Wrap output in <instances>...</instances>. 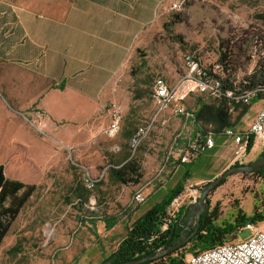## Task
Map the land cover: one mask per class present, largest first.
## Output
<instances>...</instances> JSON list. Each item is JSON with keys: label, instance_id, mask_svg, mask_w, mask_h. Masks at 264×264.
<instances>
[{"label": "rangeland", "instance_id": "obj_1", "mask_svg": "<svg viewBox=\"0 0 264 264\" xmlns=\"http://www.w3.org/2000/svg\"><path fill=\"white\" fill-rule=\"evenodd\" d=\"M176 3L180 4L177 10L173 9ZM148 42V49L131 68L134 80L141 81V89L135 85L134 99L128 109H122L121 131L115 137L106 134L110 123L94 140L64 144L46 131L38 132L37 125L27 120L24 124L31 132L15 130V137L28 139L31 148L37 139L43 141L49 161L33 196L0 246V264H100L117 250L136 220L181 181L186 168L193 178L187 180L180 196L193 191L198 201L206 184L230 167L250 164L264 153L252 161L244 155L243 164H237L236 146L231 143L225 163L220 164L219 156H207V152L177 172L182 152L187 153L185 140L192 127L171 110L161 114L151 94L155 78L175 82L185 72L187 56L208 68L224 51L234 55L235 83L240 84L258 66L253 51L264 53V0H159V25ZM200 98L207 102L213 99L195 94L186 102L187 107L196 106ZM241 110L231 109L234 120ZM247 112L236 126L239 131L247 130L252 121L254 112ZM150 122L149 131L133 150L135 131ZM219 140L221 145L228 143L221 137ZM2 144L5 146L3 140ZM127 166L142 175L139 184L127 185L114 178V168ZM87 176L97 180L93 188L87 187ZM137 191L145 196L142 204L134 200ZM192 201L184 199L182 209ZM208 201L210 211H216L213 223L221 227L234 224L239 213L247 217L264 213V176L252 172L231 175L208 195ZM112 216H116L115 225L109 228L106 219ZM254 229L264 230V222L256 223ZM249 235L243 230L228 236L227 242ZM194 246L188 243L178 255L200 251L201 247Z\"/></svg>", "mask_w": 264, "mask_h": 264}, {"label": "crops", "instance_id": "obj_2", "mask_svg": "<svg viewBox=\"0 0 264 264\" xmlns=\"http://www.w3.org/2000/svg\"><path fill=\"white\" fill-rule=\"evenodd\" d=\"M158 25L159 0H0L5 146L25 145L43 178L49 161L44 142L37 139L31 148L28 139L15 137L18 129L31 132L24 120L41 125L63 144L94 140L110 123L109 107L128 109L135 85L141 89L131 68ZM261 105L250 106L252 119ZM219 138L206 155L219 156L222 164L233 142L221 137L228 141L221 145ZM263 150L255 141L248 159L255 160Z\"/></svg>", "mask_w": 264, "mask_h": 264}, {"label": "trees", "instance_id": "obj_3", "mask_svg": "<svg viewBox=\"0 0 264 264\" xmlns=\"http://www.w3.org/2000/svg\"><path fill=\"white\" fill-rule=\"evenodd\" d=\"M231 52H222L217 63L225 67L227 88L234 92L235 97H238L239 94L253 90L263 84L264 59L260 61L253 73L245 76L240 84H236V67L232 65L234 55ZM239 108L242 109L241 114H239L237 120H234L231 109L238 111ZM249 108L250 106L236 103L235 100L223 97L211 99L210 102L200 98L195 107V130L200 133L213 132L219 135L227 128L236 127ZM6 127L7 120L0 111V246L7 236L11 225L33 196L37 188V182L41 178V170L29 157L28 148L25 145L15 142L11 147H7L2 144ZM253 145L254 138L251 137L247 146V154L251 151ZM179 165L187 166L181 162H179ZM135 174L137 175L136 177L131 176ZM253 174H262L264 176V169L253 172ZM113 176L118 182L127 185L130 183L137 185L142 178V175L137 173L135 168L128 166L123 170L114 168ZM192 178L190 168H186L181 181L168 190L160 202L156 203L136 220L117 250L103 261L116 256V262L122 263L141 259L162 249L179 245L185 238L181 235L182 230H180L178 221L185 210L182 209L179 215L167 225L165 230H162V225L167 208L182 194L185 183ZM215 216L216 211H213L211 218L208 219L202 229L196 236L193 234L191 240L185 245L143 264H180L186 257L184 254L178 255V252L184 249L188 243H193L194 247H201L200 251L195 252L199 253L229 243L227 242L228 236L243 231L247 224L255 225L256 223L264 222V213L255 212L250 217L239 213L234 224L221 227L213 223ZM115 219L116 216L106 219L109 228L115 225ZM120 224H123V220Z\"/></svg>", "mask_w": 264, "mask_h": 264}, {"label": "built area", "instance_id": "obj_4", "mask_svg": "<svg viewBox=\"0 0 264 264\" xmlns=\"http://www.w3.org/2000/svg\"><path fill=\"white\" fill-rule=\"evenodd\" d=\"M180 4L176 3L173 9H179ZM256 47V46H255ZM259 60L258 64L264 59V53L253 51L252 57ZM227 74L225 67L219 63H214L208 68L203 67L199 60L187 56L186 70L175 81L171 82L165 77L155 78L152 85V97L160 109V113L164 114L167 110H171L176 116L183 119L186 124H190L192 131L185 140V148L187 153L182 152L180 156L181 163L190 162L198 158L216 147V138L225 137L231 139L235 144L237 164H243V157L247 154V146L251 137L254 142L258 141L264 146V82L261 86L245 91L235 97L232 90L227 88ZM199 94L209 98H227L235 100L247 106H252L255 102L262 103L258 113L250 122L247 130L244 132L234 128H227L219 135L213 132L200 133L195 130V107H187L186 102L191 96ZM111 112V120L106 134L109 137H115L121 131L123 121L122 109L113 106ZM152 122L147 126L138 127L131 139V148L136 150L142 138L147 134ZM38 132L44 133L41 125L36 126ZM118 151V149H117ZM184 151V149H183ZM88 188H93L97 183L90 176L85 179ZM198 195L193 191H189L185 196H179L166 210V216L162 225V230L167 228L181 212L184 199H193L196 202ZM137 204L145 201L142 191H137L134 195ZM243 230L249 231L250 235L246 239L236 240L207 249L199 253L187 254L186 258L180 264H264V230L254 229V224H247Z\"/></svg>", "mask_w": 264, "mask_h": 264}, {"label": "water", "instance_id": "obj_5", "mask_svg": "<svg viewBox=\"0 0 264 264\" xmlns=\"http://www.w3.org/2000/svg\"><path fill=\"white\" fill-rule=\"evenodd\" d=\"M264 169V153L259 156L257 160L254 162L247 164V165H239V166H233L227 169L222 175L219 177L215 178L213 181L209 182L206 184L203 189L201 190V195L197 203L192 204L188 206L184 212L185 217L181 218L178 221V224L180 225V230H183L184 227H191L195 219L199 220L201 215L203 213H206L209 209V201H208V195L229 176L238 174V173H245V172H258ZM196 216V217H194ZM193 219V220H192ZM193 234L187 238L184 239L179 245L162 249L160 251H157L149 256H145L141 259H135V260H130L122 263H115L117 257L114 256L108 260L103 261L100 264H143L145 262H149L151 260H154L160 256H163L175 249H178L179 247L185 245L189 240H191Z\"/></svg>", "mask_w": 264, "mask_h": 264}, {"label": "flooded vegetation", "instance_id": "obj_6", "mask_svg": "<svg viewBox=\"0 0 264 264\" xmlns=\"http://www.w3.org/2000/svg\"><path fill=\"white\" fill-rule=\"evenodd\" d=\"M222 184V183H221ZM203 189V188H202ZM198 201H196L195 203H197ZM193 203V204H195ZM186 210V209H185ZM185 212V211H184ZM211 214L212 212L210 211V208L208 209V211L206 213H203L200 217L199 220H196L195 219V222L194 224L191 226V227H184L182 232H181V235L187 239L189 238L192 234H194V236L197 235V233L202 229V227L206 224V222L208 221V219L211 218ZM185 215L183 214V216L181 218H184ZM196 217V216H194ZM193 220V219H192ZM117 263V262H115Z\"/></svg>", "mask_w": 264, "mask_h": 264}]
</instances>
